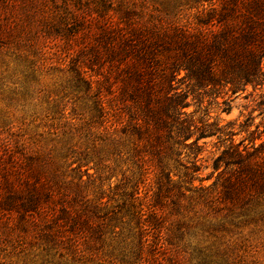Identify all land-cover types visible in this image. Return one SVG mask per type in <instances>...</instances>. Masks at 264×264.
I'll use <instances>...</instances> for the list:
<instances>
[{
    "label": "trees",
    "instance_id": "trees-1",
    "mask_svg": "<svg viewBox=\"0 0 264 264\" xmlns=\"http://www.w3.org/2000/svg\"><path fill=\"white\" fill-rule=\"evenodd\" d=\"M5 50L31 80L60 59L85 97L46 113L49 137L0 130V264H231L212 248L188 260L177 242L197 234L190 212L233 223L261 210L264 143L242 150L186 109L197 94L230 114L264 85V0H0ZM214 138L217 179L196 186Z\"/></svg>",
    "mask_w": 264,
    "mask_h": 264
},
{
    "label": "rangeland",
    "instance_id": "rangeland-1",
    "mask_svg": "<svg viewBox=\"0 0 264 264\" xmlns=\"http://www.w3.org/2000/svg\"><path fill=\"white\" fill-rule=\"evenodd\" d=\"M13 54L9 50L8 52L0 51V130L11 128L26 136L45 132L44 137H49L46 134L49 131L54 132L49 127L55 121H48L46 113L61 104L63 99L70 102L77 101L78 108L82 107L81 101L85 97L84 92L77 93L71 88L69 74L58 69L60 59L43 58L55 59L52 61L55 63L54 69L48 67V70L39 72L38 76L31 80L26 79V76L23 77L21 64L16 61L18 58ZM183 89L186 90V87L183 86ZM188 103L189 108L186 111L193 114L192 118L197 123L210 119L211 123L220 124L227 128L228 132L233 131L235 136H232V139L240 144L242 150L245 147H251L252 141H255L257 145L264 143V85L256 90L249 88L246 94L232 98L229 102L230 108L228 107V110H231L230 114L224 112L226 106L223 104L222 98L216 99L191 94ZM70 111L71 106L68 113ZM57 125L58 123L55 122L53 127ZM45 138L42 139V144L46 143ZM50 139H55V136ZM230 141L231 138L225 145H229ZM204 142L207 144L203 147L204 151L199 157L198 164L201 171L195 177L197 179L196 186H199L203 179L207 186L212 185L217 179L216 174L213 175L211 165L212 159L219 153L221 144H218L217 138L201 141L200 144L203 145ZM193 158L194 156H190L188 159H184V162H190ZM127 168V166L121 167L123 172L129 176L131 171L127 172ZM119 171L121 170L119 169ZM93 172L92 170L91 173ZM122 178V174H119V178L113 181L118 183ZM107 185L105 189L109 190ZM153 187L155 185L152 174L149 183L143 188L142 194L149 192ZM263 207H260L261 210H258V213L241 216L233 223L222 218L206 220L202 216L195 217L193 212L188 213L193 221L190 227L210 232L203 233V230L195 229L196 235L190 234L182 241L177 242L180 250L188 256V260L189 257L191 258V254H194L195 249L212 248L214 251L228 252L231 264H264V216L260 215L264 210ZM188 264H195V262H192L191 258Z\"/></svg>",
    "mask_w": 264,
    "mask_h": 264
}]
</instances>
